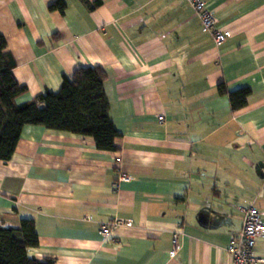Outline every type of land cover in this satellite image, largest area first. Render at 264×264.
<instances>
[{"label":"crops","instance_id":"obj_1","mask_svg":"<svg viewBox=\"0 0 264 264\" xmlns=\"http://www.w3.org/2000/svg\"><path fill=\"white\" fill-rule=\"evenodd\" d=\"M54 1L0 0V34L26 88L17 102L99 66L117 150L24 125L0 160V224L32 219L31 252L53 264H231L240 208L264 214V0H205L228 32L220 46L186 0H62V13ZM220 82L249 88L246 104L233 111ZM115 218L132 225L102 238ZM256 245L264 256V237Z\"/></svg>","mask_w":264,"mask_h":264},{"label":"trees","instance_id":"obj_2","mask_svg":"<svg viewBox=\"0 0 264 264\" xmlns=\"http://www.w3.org/2000/svg\"><path fill=\"white\" fill-rule=\"evenodd\" d=\"M48 9L62 13L65 4L56 0ZM14 66L6 39L0 34V160L11 158L23 126L29 124L90 136L97 149L117 150L114 140L118 132L108 116L106 73L101 67H77L70 76L63 75L58 91L18 103L17 98L26 88L17 83ZM217 90L227 95L233 111L242 108L250 94L247 87L229 91L222 82ZM37 246L38 235L32 219H20L7 226L0 224V264H53L50 258L39 260L32 254Z\"/></svg>","mask_w":264,"mask_h":264},{"label":"built area","instance_id":"obj_3","mask_svg":"<svg viewBox=\"0 0 264 264\" xmlns=\"http://www.w3.org/2000/svg\"><path fill=\"white\" fill-rule=\"evenodd\" d=\"M186 1L199 19L203 29L211 35L215 46H220L226 42L228 32L216 27L214 12L206 6L205 0ZM163 119V115L158 116L160 122ZM119 179L121 181H129L130 177L126 173H121ZM240 210L242 212L241 228L230 238L225 248L231 257V264H262L264 256L257 250L256 241L259 237H264V214L253 205L241 207ZM89 218L90 216L85 217V219ZM130 225H132L130 219L115 218L102 222L99 232L102 238H107L114 228ZM178 235V231L172 233L170 256H174L179 248Z\"/></svg>","mask_w":264,"mask_h":264}]
</instances>
